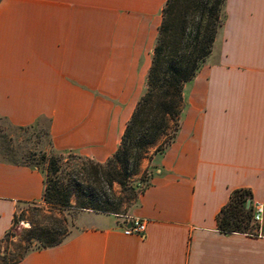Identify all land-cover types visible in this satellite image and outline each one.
Segmentation results:
<instances>
[{
    "label": "crops",
    "instance_id": "crops-1",
    "mask_svg": "<svg viewBox=\"0 0 264 264\" xmlns=\"http://www.w3.org/2000/svg\"><path fill=\"white\" fill-rule=\"evenodd\" d=\"M166 0H0V119L47 122L53 149L106 161L146 87ZM212 52L183 86L180 126L129 215L82 210L61 244L18 264H264L217 217L237 188L264 205V0H226ZM44 173L0 157V238ZM132 218L143 236L125 234Z\"/></svg>",
    "mask_w": 264,
    "mask_h": 264
},
{
    "label": "trees",
    "instance_id": "trees-1",
    "mask_svg": "<svg viewBox=\"0 0 264 264\" xmlns=\"http://www.w3.org/2000/svg\"><path fill=\"white\" fill-rule=\"evenodd\" d=\"M225 2L165 1L145 91L125 125L118 148L104 162L87 159L86 162L72 164L69 169L63 166L61 155L49 157L42 194L45 204L57 209L74 206L122 214L123 199L117 195L113 185H125L148 150L159 140L164 138L166 147L174 138L180 126L183 86L196 75L212 52L225 20ZM252 199L250 189H235L218 214L219 230L255 234L259 224L253 221ZM49 218L51 222L48 225L36 223L28 231L26 240H34L36 249L59 245L68 235L64 217L50 215ZM13 220L14 216L12 223ZM24 256L18 255L9 262L6 257H0V264H18Z\"/></svg>",
    "mask_w": 264,
    "mask_h": 264
},
{
    "label": "rangeland",
    "instance_id": "rangeland-1",
    "mask_svg": "<svg viewBox=\"0 0 264 264\" xmlns=\"http://www.w3.org/2000/svg\"><path fill=\"white\" fill-rule=\"evenodd\" d=\"M163 139L148 150L146 157L141 160L135 173L129 177L125 185H113L117 195L123 199L120 207L122 214L120 215L130 214L140 193L149 185L151 175L158 167L157 156L163 151L164 144L167 143L163 142ZM58 155H61L63 166L66 169H69L72 164L86 162L87 159H90L80 154L58 152L53 149L45 120H39L29 126L17 127L0 119V157L2 160L27 164L44 173L47 159ZM82 210L84 209L74 206L57 209L50 207L42 200L18 204L15 208L12 225L0 238V257H6L9 262L18 255L27 254L36 249L37 245L34 240H26L29 235L28 231L36 223L40 226L48 225L51 222L50 215L64 217L68 229L67 237L71 236L82 226L77 217Z\"/></svg>",
    "mask_w": 264,
    "mask_h": 264
},
{
    "label": "built area",
    "instance_id": "built-area-1",
    "mask_svg": "<svg viewBox=\"0 0 264 264\" xmlns=\"http://www.w3.org/2000/svg\"><path fill=\"white\" fill-rule=\"evenodd\" d=\"M264 215V205L258 203L254 206L253 221L256 224H260L263 220ZM146 228V222L140 218H132L129 223L124 224L125 234H135L138 236H143Z\"/></svg>",
    "mask_w": 264,
    "mask_h": 264
},
{
    "label": "water",
    "instance_id": "water-1",
    "mask_svg": "<svg viewBox=\"0 0 264 264\" xmlns=\"http://www.w3.org/2000/svg\"><path fill=\"white\" fill-rule=\"evenodd\" d=\"M250 203H251V201L249 200L247 205L249 206V205H250Z\"/></svg>",
    "mask_w": 264,
    "mask_h": 264
}]
</instances>
